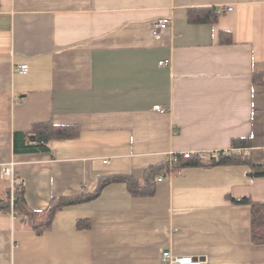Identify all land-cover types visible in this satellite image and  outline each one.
Wrapping results in <instances>:
<instances>
[{
    "label": "crops",
    "instance_id": "0c3cea01",
    "mask_svg": "<svg viewBox=\"0 0 264 264\" xmlns=\"http://www.w3.org/2000/svg\"><path fill=\"white\" fill-rule=\"evenodd\" d=\"M200 10L219 17L189 20ZM45 122L79 136L16 153L15 135ZM236 139L264 163V0H0V193L22 185L44 211L101 179L149 177L154 189L134 196L114 179L42 234L0 213V264H163L164 251L264 264L250 206L232 201L264 204V177L245 165L164 170L173 155L232 151Z\"/></svg>",
    "mask_w": 264,
    "mask_h": 264
},
{
    "label": "trees",
    "instance_id": "16d2710c",
    "mask_svg": "<svg viewBox=\"0 0 264 264\" xmlns=\"http://www.w3.org/2000/svg\"><path fill=\"white\" fill-rule=\"evenodd\" d=\"M218 14L214 10H200L190 13L189 20L196 23H214L218 19ZM79 130L73 127L55 126L52 123H37L33 126L29 134L15 135V152H46L49 150L48 145L52 141L73 140L78 138ZM233 148H249L250 141L248 139H236L232 141ZM167 163L164 166L165 174L169 172L178 173L186 167L197 166H226V165H245L249 167V176L251 178L264 177V163L254 164L250 157L243 159L241 156H222L218 161L205 162L192 155L190 158L184 159L183 156L178 157V161L173 164ZM160 170V169H159ZM149 175H153L156 171L149 170ZM124 181L127 183L129 192L134 196H152L154 189L148 184L149 177L141 181L133 177L127 178H107L101 179L98 189L90 194L73 197L53 198L48 208L44 211L31 210L25 199V189L22 185L15 184L11 188H5L0 193V213H13L21 216L31 230L37 234H42L51 229L56 214L62 209L84 202L96 199L103 187L112 180ZM235 204L247 205L251 208L252 222V241L255 244H264V204L254 203L248 197L232 198ZM88 227L85 221L78 223V228L84 229Z\"/></svg>",
    "mask_w": 264,
    "mask_h": 264
},
{
    "label": "built area",
    "instance_id": "2783aa9c",
    "mask_svg": "<svg viewBox=\"0 0 264 264\" xmlns=\"http://www.w3.org/2000/svg\"><path fill=\"white\" fill-rule=\"evenodd\" d=\"M171 24L170 19L166 20H160L158 22H155L153 25V31L158 36L161 37L162 31L167 29ZM16 71L20 74H27L29 71V67L27 65H21L19 66ZM160 110V107L157 108ZM162 111V110H161ZM232 154L241 156L243 159H246L248 157L247 149L245 148H237L233 149L232 151L224 150L221 152H214L211 154L207 153H201L198 155V158L202 161L209 162V161H218L220 157L222 156H231ZM191 154H185L183 155L184 158H190ZM177 155H173L171 157L172 164L176 163L178 161ZM1 174L4 178H11L14 176V167L13 164L3 166L1 168ZM161 181V179H159ZM162 263L163 264H204L203 261H201L198 258L194 257H180L172 254L170 251H164L162 254Z\"/></svg>",
    "mask_w": 264,
    "mask_h": 264
}]
</instances>
